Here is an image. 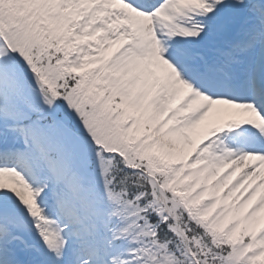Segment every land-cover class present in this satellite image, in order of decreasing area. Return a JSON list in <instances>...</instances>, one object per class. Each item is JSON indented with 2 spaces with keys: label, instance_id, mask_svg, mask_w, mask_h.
I'll use <instances>...</instances> for the list:
<instances>
[{
  "label": "snow or ice",
  "instance_id": "obj_1",
  "mask_svg": "<svg viewBox=\"0 0 264 264\" xmlns=\"http://www.w3.org/2000/svg\"><path fill=\"white\" fill-rule=\"evenodd\" d=\"M0 264H264V0H0Z\"/></svg>",
  "mask_w": 264,
  "mask_h": 264
}]
</instances>
